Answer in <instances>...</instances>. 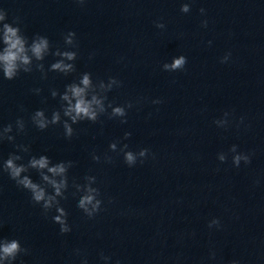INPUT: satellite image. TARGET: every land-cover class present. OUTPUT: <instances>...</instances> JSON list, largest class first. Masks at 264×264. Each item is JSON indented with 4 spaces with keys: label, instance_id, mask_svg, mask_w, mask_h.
<instances>
[{
    "label": "clouds",
    "instance_id": "1",
    "mask_svg": "<svg viewBox=\"0 0 264 264\" xmlns=\"http://www.w3.org/2000/svg\"><path fill=\"white\" fill-rule=\"evenodd\" d=\"M85 0H78V3L83 4ZM190 4L184 3L181 5L180 11L182 13L190 12ZM201 14L205 13V9H200ZM7 13L0 9V73L6 80H13L23 73H31L37 70L41 73L42 79H47V72H57L65 76L75 72L74 61L77 59V52L73 50L61 51L59 48L55 52H51V43L46 36L35 35L31 42L26 37L21 28L18 26V20L13 23L6 22ZM155 26L159 29H164L166 26L160 21L154 22ZM15 25V26H14ZM202 26L207 27V21H202ZM75 32H68L64 41L65 44L71 48H75ZM211 43V42H209ZM59 57L55 62L51 63L47 71L43 61L49 55ZM230 56L226 54L222 63L226 62ZM187 63V58L184 55L173 57L170 63H164L162 69L168 72H174L184 69ZM122 81L115 77H110L105 83L100 80L97 83L93 82L92 74L85 72L82 73L78 81H73L65 86L63 93H59L56 89H51L50 94L53 99L59 96L61 101L60 110L52 112L50 118L46 115L45 110H36L31 115V123L40 131L48 129L50 126L62 123L64 129V136L66 139H71L75 134L73 125L81 121H90L96 123L100 117L107 114L109 119L120 118L122 124L127 123V110L132 108L133 103L129 102L125 106H113L111 102L106 103L108 100L107 93L114 87H121ZM37 95L42 91L39 88L33 90ZM163 101L160 99L153 100V104H160ZM111 112H108V109ZM21 110H23L21 106ZM63 117L66 119L62 120ZM229 113H225L227 117ZM243 117L240 122L243 123ZM214 123L219 127H225L228 124L227 119L216 120ZM15 129L17 134L25 133L26 124L23 118H17L15 121ZM13 132V124L9 123L6 126L0 127V142L7 140L14 142L16 137L11 135ZM131 132L124 133V139L127 140L131 137ZM119 141L110 143L109 149L112 152L123 153L124 163L129 167H134L138 162L143 163L144 159L149 155L148 148H141L138 151L129 150L128 144L118 146ZM18 152L28 153L29 147L23 144H17ZM232 155V164L239 167L241 162L244 164L251 163V154L238 152L237 145H232L229 149ZM220 162L227 160L226 153H219L217 156ZM24 157L17 153H10L8 158L0 165V171L6 172L9 178L15 181L16 185L31 194V200L34 204L41 206L43 214L47 215L52 209H55L56 215L52 217L55 224H58L60 234H67L71 232V226L68 223V212L61 206V199H67L65 193L69 188L68 171L74 166V161H60L53 163L47 155L31 156L27 162L18 163ZM92 159L99 163L101 157L92 154ZM104 160L111 162L112 157L105 154ZM36 170L39 173L41 183L34 182L26 173L29 170ZM85 183L80 184L73 181L72 187L75 191L73 196L79 195L77 207L89 219H94L97 214L102 211L103 200L101 192L98 187H94L97 183L95 176H85ZM48 188L52 189L49 193ZM112 201L109 200V203ZM218 219H213L209 222V227L219 226ZM27 254L28 249L21 246L17 239L8 240L6 238L0 239V264H14L20 254ZM79 255V250H77ZM214 256V253H213ZM100 258L107 264L110 260L109 256L100 253ZM82 264H87V260H83ZM119 264V261L116 262ZM232 264H237L233 261Z\"/></svg>",
    "mask_w": 264,
    "mask_h": 264
}]
</instances>
